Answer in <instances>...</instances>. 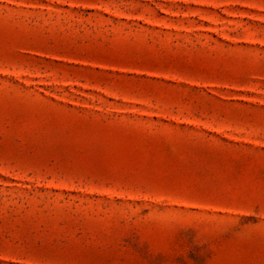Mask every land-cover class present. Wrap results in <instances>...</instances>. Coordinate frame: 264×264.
Listing matches in <instances>:
<instances>
[{"label": "rangeland", "instance_id": "1", "mask_svg": "<svg viewBox=\"0 0 264 264\" xmlns=\"http://www.w3.org/2000/svg\"><path fill=\"white\" fill-rule=\"evenodd\" d=\"M0 264H264V0H0Z\"/></svg>", "mask_w": 264, "mask_h": 264}]
</instances>
